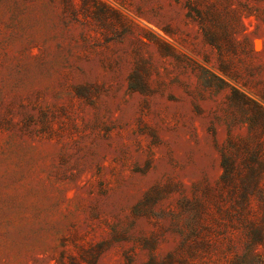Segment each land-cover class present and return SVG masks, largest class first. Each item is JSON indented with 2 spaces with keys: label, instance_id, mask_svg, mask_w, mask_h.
Returning <instances> with one entry per match:
<instances>
[{
  "label": "rangeland",
  "instance_id": "rangeland-1",
  "mask_svg": "<svg viewBox=\"0 0 264 264\" xmlns=\"http://www.w3.org/2000/svg\"><path fill=\"white\" fill-rule=\"evenodd\" d=\"M0 264H264V0H0Z\"/></svg>",
  "mask_w": 264,
  "mask_h": 264
}]
</instances>
